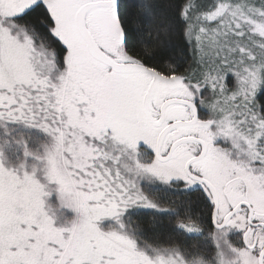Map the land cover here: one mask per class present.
<instances>
[{
    "label": "snow or ice",
    "instance_id": "1",
    "mask_svg": "<svg viewBox=\"0 0 264 264\" xmlns=\"http://www.w3.org/2000/svg\"><path fill=\"white\" fill-rule=\"evenodd\" d=\"M0 264H264V0H0Z\"/></svg>",
    "mask_w": 264,
    "mask_h": 264
},
{
    "label": "trees",
    "instance_id": "2",
    "mask_svg": "<svg viewBox=\"0 0 264 264\" xmlns=\"http://www.w3.org/2000/svg\"><path fill=\"white\" fill-rule=\"evenodd\" d=\"M175 48H174V54L176 55V56H183V57H185V58H187V59H190L191 58V53L187 50V47H186V45L183 43V41L182 40H176L175 41ZM169 196H170V198L171 199H173V200H180V199H182V197H181V195L180 194H172V193H169L168 194Z\"/></svg>",
    "mask_w": 264,
    "mask_h": 264
}]
</instances>
